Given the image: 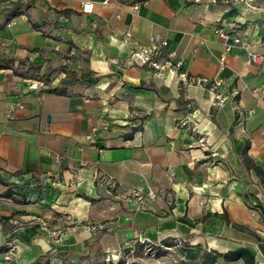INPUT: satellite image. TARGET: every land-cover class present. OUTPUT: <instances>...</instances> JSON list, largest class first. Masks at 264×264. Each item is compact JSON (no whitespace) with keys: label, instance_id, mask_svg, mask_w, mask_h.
<instances>
[{"label":"crops","instance_id":"crops-1","mask_svg":"<svg viewBox=\"0 0 264 264\" xmlns=\"http://www.w3.org/2000/svg\"><path fill=\"white\" fill-rule=\"evenodd\" d=\"M15 1L0 0V55L97 81L60 73L51 85L64 93L38 103L0 69V264H202L205 253L246 264L215 258L241 249L264 264V95H253L264 62L240 48L222 62L231 40L216 33L234 31L264 55V0H33L10 18ZM154 37L189 79L222 86L157 77L131 58ZM17 89L24 109L7 120ZM188 112L193 122L179 125ZM64 216L74 224L55 241Z\"/></svg>","mask_w":264,"mask_h":264},{"label":"built area","instance_id":"built-area-1","mask_svg":"<svg viewBox=\"0 0 264 264\" xmlns=\"http://www.w3.org/2000/svg\"><path fill=\"white\" fill-rule=\"evenodd\" d=\"M48 2H51L52 0H47ZM194 2H199L200 0H189ZM236 1V0H235ZM224 3H229V0H223ZM135 10L139 9V5L134 6ZM83 12L85 13H92L93 11V4L92 3H85L82 7ZM238 27L236 26L235 29ZM216 33L221 36L222 38L226 40H231L230 43L225 44V52L223 53L221 57V61L224 62L226 59V55L231 51L233 48H240L243 49L251 61V63L255 65H261L264 62V55L258 52L253 51V45L251 42L242 39L238 33H235L234 35L222 30L217 29ZM126 38H131V33H126ZM168 47V41L165 39H162L160 37H154L150 40V42L146 45H140L137 46L134 51L131 54V58L139 61L142 65L148 66L151 69L154 70L157 77H162L165 73L174 74L178 77L181 83H189V84H198L203 87L209 88L211 90L219 89L223 81L220 79L215 80H208V79H189L186 73L181 72V68L183 67V62L178 58V55L176 52H167L166 49ZM25 88L27 91L34 94L35 99L38 103L42 101V97L52 88V85L47 84L43 80H34V79H25ZM254 96L258 95H264V87H261L260 89H256L253 91ZM23 92L20 89L16 90V100L12 103H10L7 107L5 118L7 120H11L14 118L17 110L24 109V101H23ZM219 99V97H218ZM238 114L242 116L243 118H246L247 116H251L253 114V111H241L238 110ZM194 119V114L192 112H188L184 118L179 120V125L185 126L188 124H191ZM262 133L264 135V125L262 129ZM86 140L88 142H92L93 138L91 135L86 137ZM57 162L62 161V157L57 155L56 156ZM86 165V164H83ZM112 190L115 189V184L111 181H105ZM138 195V194H136ZM151 197H154L152 193H150ZM140 199V198H139ZM141 200V199H140ZM171 202L173 201V198L170 197L169 199ZM44 229H47V224L41 222ZM74 224L72 217L70 216H64L59 219V226L55 230L49 231L50 236L53 240L59 241L62 237L66 235V233L69 231L70 227ZM9 247L13 248V245L11 243L7 244ZM148 251L152 250V247H148ZM173 263L177 264L178 261L173 259Z\"/></svg>","mask_w":264,"mask_h":264},{"label":"trees","instance_id":"trees-1","mask_svg":"<svg viewBox=\"0 0 264 264\" xmlns=\"http://www.w3.org/2000/svg\"><path fill=\"white\" fill-rule=\"evenodd\" d=\"M33 0H16L12 3L10 7V18H15L17 16L23 15L25 10L32 6ZM0 69H9L12 70L13 73L22 78V79H34V80H43L47 84L51 85L53 79L60 73L66 74V77L69 78L70 81H78V82H87L93 83L97 80H91L90 74H79L74 71H70L66 66H61L60 68L52 71L49 74L41 73V65H38L34 62L29 61V59H15L9 58L4 55H0ZM47 93H57L63 94L64 90L62 88H51ZM250 159L248 157L245 158V162L249 163ZM94 243H86L84 245L85 250H91L94 247ZM222 257L226 262H235L240 259H243L246 264H253L254 256L253 254L246 249H241L236 252H231L225 255L216 254L215 258ZM213 260L209 259V254L205 253L202 264H212ZM184 264V263H179Z\"/></svg>","mask_w":264,"mask_h":264},{"label":"rangeland","instance_id":"rangeland-1","mask_svg":"<svg viewBox=\"0 0 264 264\" xmlns=\"http://www.w3.org/2000/svg\"><path fill=\"white\" fill-rule=\"evenodd\" d=\"M155 254L158 255V252H156ZM169 260H170V258L169 257H166V260L165 259H162L161 261L163 262V261H169Z\"/></svg>","mask_w":264,"mask_h":264}]
</instances>
